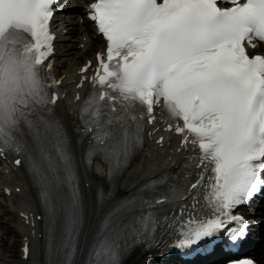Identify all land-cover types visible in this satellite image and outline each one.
Segmentation results:
<instances>
[{
    "label": "snow or ice",
    "instance_id": "snow-or-ice-1",
    "mask_svg": "<svg viewBox=\"0 0 264 264\" xmlns=\"http://www.w3.org/2000/svg\"><path fill=\"white\" fill-rule=\"evenodd\" d=\"M56 3L0 0V155L11 151L16 165L27 163L47 243L63 257L59 264H74L81 201L69 141L53 114L62 100L50 60ZM88 13L107 47L81 109L85 163L101 159L112 179L143 147L161 100L167 130L175 128L189 155L173 182L161 177L153 183L166 186L150 198L105 215L84 264H123L137 246L158 247L167 236L182 254L221 234L239 247L249 224L236 209L264 192V56L250 57L245 47L264 42V0H95Z\"/></svg>",
    "mask_w": 264,
    "mask_h": 264
},
{
    "label": "bare ground",
    "instance_id": "bare-ground-1",
    "mask_svg": "<svg viewBox=\"0 0 264 264\" xmlns=\"http://www.w3.org/2000/svg\"><path fill=\"white\" fill-rule=\"evenodd\" d=\"M89 1L90 0H79L80 10L82 7L88 4L87 2ZM70 30H71L70 34L71 36H74L73 37L74 39L71 43L63 45L61 52H60L61 54L59 55V59L64 58L65 60V66H66L65 71L68 70L69 72L75 66H78L81 63H83L85 59L90 55V53L92 54V49L95 46L98 47L99 42H100L99 38H96L94 40L92 39L89 40V38L92 37L90 27L87 25H80L77 22V20H73L71 22ZM84 38H86V40H84ZM82 44L84 45L83 49L79 48V46ZM65 71L62 70L60 72V75L65 73ZM70 130H71V133L74 139L76 140L78 133H77V125H75L74 120L70 122ZM75 146L77 150H81V151L84 148L83 146L80 148V146L77 145V143L75 144ZM76 157L77 158L79 157L77 153H76ZM166 165L167 163L163 161L162 158L160 157L153 158V156H149V154L147 156H143L140 159V161H137L135 163V166L132 169L127 171L125 177L120 182V186L122 187L120 188L121 192H126L128 188L138 183L144 176H152L158 173L159 171L165 169ZM93 175L97 178H100L104 176V172L100 168L96 167L94 169ZM85 196H86V204H87V218L85 222V228L80 237V248H81L82 243L84 244L89 237V225L94 215V191L92 190V194H91L90 191L86 189ZM30 206L31 204L28 203L27 207H30ZM258 211L261 212L260 209ZM258 211L256 212V215L260 214ZM261 218H264V217L256 218L253 220H259ZM256 228L262 234L261 239H263V236H264L263 235L264 233L263 223L262 225L257 226ZM11 232H14V231L11 230ZM6 234H8V232L4 231L3 236H5ZM262 241H264V239ZM261 248L262 247L260 245L259 248L257 247V249H255V255L259 259L260 263L264 264V255L261 254V250H260ZM139 259H140L139 252H136L132 256L130 255L129 258H127L123 264H137ZM7 264H10V263H7ZM31 264H35V263L33 262Z\"/></svg>",
    "mask_w": 264,
    "mask_h": 264
},
{
    "label": "rangeland",
    "instance_id": "rangeland-1",
    "mask_svg": "<svg viewBox=\"0 0 264 264\" xmlns=\"http://www.w3.org/2000/svg\"><path fill=\"white\" fill-rule=\"evenodd\" d=\"M264 250V247L262 248V251ZM264 255V252L262 253Z\"/></svg>",
    "mask_w": 264,
    "mask_h": 264
}]
</instances>
